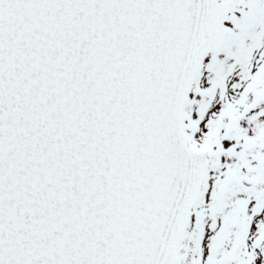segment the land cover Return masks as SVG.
<instances>
[{
  "label": "snow or ice",
  "instance_id": "obj_1",
  "mask_svg": "<svg viewBox=\"0 0 264 264\" xmlns=\"http://www.w3.org/2000/svg\"><path fill=\"white\" fill-rule=\"evenodd\" d=\"M0 264H264V0H0Z\"/></svg>",
  "mask_w": 264,
  "mask_h": 264
}]
</instances>
